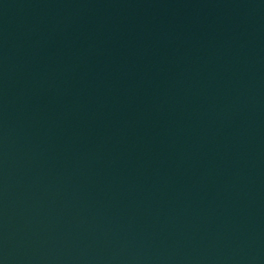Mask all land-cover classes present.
<instances>
[{
  "label": "water",
  "instance_id": "obj_1",
  "mask_svg": "<svg viewBox=\"0 0 264 264\" xmlns=\"http://www.w3.org/2000/svg\"><path fill=\"white\" fill-rule=\"evenodd\" d=\"M0 264H264V0H0Z\"/></svg>",
  "mask_w": 264,
  "mask_h": 264
}]
</instances>
